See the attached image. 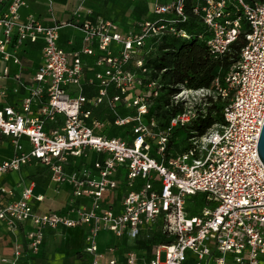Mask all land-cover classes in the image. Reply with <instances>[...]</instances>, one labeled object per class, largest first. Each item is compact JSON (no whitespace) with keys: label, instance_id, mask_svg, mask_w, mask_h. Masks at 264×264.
Wrapping results in <instances>:
<instances>
[{"label":"built area","instance_id":"2783aa9c","mask_svg":"<svg viewBox=\"0 0 264 264\" xmlns=\"http://www.w3.org/2000/svg\"><path fill=\"white\" fill-rule=\"evenodd\" d=\"M3 4V60L21 64L19 51L39 41L42 56L21 107L0 109V137L11 138L15 148L12 158L0 160V194H13L2 176L35 161L50 168L54 182L69 183L73 198L65 213H39L34 201L43 202L44 195L30 185L0 208V224L12 230L30 225L28 244L35 253L46 230L82 227L89 256L83 264H264V163L257 149L264 124V1H196L193 12L206 27L214 59L226 55L242 34L244 45L224 81L217 78L211 88L176 86L170 101L179 111L166 124L155 111L160 84L150 76L157 70L146 65L145 56L151 39L189 37L180 26L188 19V0H153L156 18L128 29L95 17L83 4L70 20L52 24L33 13L23 18L25 0H0ZM47 4L53 12L54 0ZM66 27L83 34L81 48L68 51L61 45ZM36 103L40 107L32 116ZM218 104L221 120L196 129L209 113L217 116ZM99 107L111 114L114 126L131 128V143L104 132L107 122L94 115ZM182 128L189 134L187 148L173 153L171 138ZM89 151L101 156L92 168L67 170L71 158ZM120 190L121 198L116 196ZM197 195H203L204 205L191 215L189 198ZM156 228L171 240L158 245L150 258L132 248L122 259L116 247H99L104 231L136 243ZM22 254L17 246L13 262Z\"/></svg>","mask_w":264,"mask_h":264},{"label":"crops","instance_id":"0c3cea01","mask_svg":"<svg viewBox=\"0 0 264 264\" xmlns=\"http://www.w3.org/2000/svg\"><path fill=\"white\" fill-rule=\"evenodd\" d=\"M27 5L22 7L20 12L24 18L29 13H33L46 24H52L54 21H68L73 16V11L80 4L86 8L93 10L95 17H102L106 20L117 21L113 18L105 16L101 13L104 7L110 5L109 0H54V10L49 11L47 0L45 5L38 0H25ZM145 2V0H141ZM57 4H64L67 6V13L69 18L62 20L54 15L55 6ZM6 5H0V12L5 9ZM46 10V12H44ZM141 12V11H140ZM119 23V22H117ZM125 24H120L122 27L128 29L132 23L128 20ZM72 31L62 33L61 30V45L68 51L83 46V34L75 29L69 27ZM29 50H32L37 55V61L32 62L31 58L27 57ZM27 52V53H26ZM21 64L13 62H5L0 55V109L12 105L20 108L24 98L29 94L27 86L30 84L31 77L36 73L42 56V42L27 43L20 51ZM93 58L84 56L85 62H92ZM8 67V73H5V68ZM89 72L88 74H91ZM19 76V78L17 77ZM11 84L10 91L6 85ZM27 85V86H26ZM8 91V92H7ZM40 107V103H36L32 107V116H36ZM48 127H52L50 124ZM25 148H30L27 138H22ZM15 155V148L11 138L2 136L0 137V160L10 159ZM101 156L94 151H89L87 156L81 158H71L67 165V170L72 171L81 167L92 168L95 160ZM42 167L49 169V175L43 176V173H37L34 168ZM33 171L28 172L32 169ZM44 169V170H45ZM43 169H40V172ZM27 172V173H26ZM28 174V175H27ZM1 182L8 189L12 190V195L0 194V208L11 202L18 200L21 197L23 190L30 186H34V192L37 195H44V201L39 203L34 201L35 210L39 213L42 212H67L72 202V189L69 183H56L52 180V173L50 168L38 162H31L30 164L22 167L21 170L10 172L1 177ZM122 190L116 193L120 197ZM116 198V197H115ZM81 202V201H80ZM78 202V203H80ZM86 202V201H82ZM31 226L28 224H19L16 229L8 228L6 223L0 224V264H83L89 256L85 255L84 249L86 246V230L82 227H60L58 230H46L44 242L38 252H32L29 248L28 232ZM116 238V237H115ZM133 243L127 238L115 239L109 231H104L99 235V247L102 251L109 247H116L122 259L129 251L124 250V246L130 247ZM19 246L22 251L20 260L13 262L15 258L16 247ZM3 259H7L5 262ZM124 260L122 261L123 264Z\"/></svg>","mask_w":264,"mask_h":264},{"label":"trees","instance_id":"16d2710c","mask_svg":"<svg viewBox=\"0 0 264 264\" xmlns=\"http://www.w3.org/2000/svg\"><path fill=\"white\" fill-rule=\"evenodd\" d=\"M196 1L188 0V19L180 24L181 28L187 31L189 37L167 34L158 39H151L148 43L152 50L145 56V61L146 65L157 70L152 72L150 78L159 79L161 93L155 98V111L158 119L163 124H166L179 111V107L171 105L170 101L171 96L177 91V85L187 83L188 86L193 88H211L217 78L224 81L230 67L239 58L241 48L244 45V35L242 34V37L231 45L230 51L226 55L219 60L214 59L210 55L205 41V38L208 37L206 27L200 16L193 12V5ZM247 1L253 3L256 0ZM149 3L151 7V2ZM147 12L148 9L141 10V21L156 18L153 11L152 15H148ZM200 36L203 38L201 39ZM222 107L221 104L215 106L219 112ZM219 112L216 117L209 113L206 119L195 123V128L204 131L214 121L221 120L222 115ZM94 115L97 119L107 122V129L104 132L109 137H119L130 143L132 142L133 133L131 128L114 126L111 114L104 107L96 108ZM188 135L187 130L184 128L178 129L171 138L170 150L173 153L184 151L187 148L185 143ZM203 198V195L189 198L188 209L191 215L199 213L204 205ZM170 240L159 228H156L150 238L136 241L130 247L128 245L124 246V250L128 251L134 248L140 255L150 258L158 245L170 242ZM123 264L126 263L123 262Z\"/></svg>","mask_w":264,"mask_h":264},{"label":"rangeland","instance_id":"374dc122","mask_svg":"<svg viewBox=\"0 0 264 264\" xmlns=\"http://www.w3.org/2000/svg\"><path fill=\"white\" fill-rule=\"evenodd\" d=\"M38 1L43 5H45V0H38ZM61 1L63 2V0H60V2ZM109 1H110L109 3L110 5L104 7V10H102L101 13L105 16L117 20L116 22L125 25H126L125 22L128 20L132 23V25L139 23L142 17V14L140 12L141 10L143 11L145 9H148L147 14L152 15L153 7H154L153 0H147L145 2L141 0H109ZM149 2H151V7ZM44 12H46V10ZM54 15L62 20H67L69 18V14L67 13V6H65L64 4H57L55 6ZM71 31L72 30L69 27H66L62 30V33H68ZM26 55L27 57L31 58L32 62L37 61V55L34 51L29 50ZM11 86H12L11 84L6 85L8 91H10ZM34 169L37 170V173H43V176L49 175V169H45L40 166ZM40 169H43V172L42 171L40 172ZM31 171H33V168L28 170V172ZM109 233L113 238V242H115L116 238L114 234L111 232ZM161 259L165 260V252H162Z\"/></svg>","mask_w":264,"mask_h":264},{"label":"water","instance_id":"95a60500","mask_svg":"<svg viewBox=\"0 0 264 264\" xmlns=\"http://www.w3.org/2000/svg\"><path fill=\"white\" fill-rule=\"evenodd\" d=\"M257 149H258L259 156L264 163V124H263L260 138L258 141Z\"/></svg>","mask_w":264,"mask_h":264}]
</instances>
